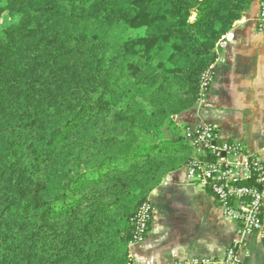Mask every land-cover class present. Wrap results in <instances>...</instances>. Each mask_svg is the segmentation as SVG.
Here are the masks:
<instances>
[{
    "label": "trees",
    "instance_id": "1",
    "mask_svg": "<svg viewBox=\"0 0 264 264\" xmlns=\"http://www.w3.org/2000/svg\"><path fill=\"white\" fill-rule=\"evenodd\" d=\"M255 1L0 0V264H133L135 215L196 157L201 78Z\"/></svg>",
    "mask_w": 264,
    "mask_h": 264
},
{
    "label": "crops",
    "instance_id": "2",
    "mask_svg": "<svg viewBox=\"0 0 264 264\" xmlns=\"http://www.w3.org/2000/svg\"><path fill=\"white\" fill-rule=\"evenodd\" d=\"M258 9L256 0L216 49L213 81L188 125L212 126L220 143H240L264 163V34L256 26ZM151 200L147 235L130 247L133 264L219 259L236 237L237 226L223 217L208 189L187 181L185 170L169 176ZM240 258L243 264H264V232L248 237Z\"/></svg>",
    "mask_w": 264,
    "mask_h": 264
},
{
    "label": "built area",
    "instance_id": "3",
    "mask_svg": "<svg viewBox=\"0 0 264 264\" xmlns=\"http://www.w3.org/2000/svg\"><path fill=\"white\" fill-rule=\"evenodd\" d=\"M258 7L256 26L264 34V0H258ZM212 81L213 69L201 78L200 105ZM187 132L191 146L197 151V156L184 169L187 181L208 189L223 217L235 224L237 231L221 258H192L175 264H243L240 252L245 249L248 237L264 232V163L246 152L240 143L216 145L218 135L212 126L189 127ZM152 213L151 202L138 209L132 245L144 241Z\"/></svg>",
    "mask_w": 264,
    "mask_h": 264
},
{
    "label": "rangeland",
    "instance_id": "4",
    "mask_svg": "<svg viewBox=\"0 0 264 264\" xmlns=\"http://www.w3.org/2000/svg\"><path fill=\"white\" fill-rule=\"evenodd\" d=\"M199 105H200V103H199ZM199 105H198V107H199Z\"/></svg>",
    "mask_w": 264,
    "mask_h": 264
}]
</instances>
